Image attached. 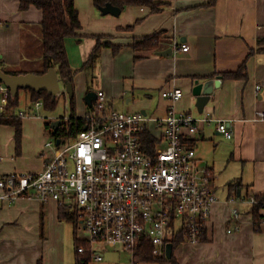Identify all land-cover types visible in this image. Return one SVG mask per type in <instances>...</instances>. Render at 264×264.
I'll return each instance as SVG.
<instances>
[{"label":"crops","instance_id":"crops-1","mask_svg":"<svg viewBox=\"0 0 264 264\" xmlns=\"http://www.w3.org/2000/svg\"><path fill=\"white\" fill-rule=\"evenodd\" d=\"M74 1L82 30L78 37L66 40L70 64L74 70L81 69L98 37L117 46V53L102 48L93 84L95 91L107 94L114 108L123 100L132 112L144 111L156 119L165 118L171 107L198 116L196 82H220L204 112L226 121L234 138L220 134L217 122L201 124L192 136L197 164L212 173L219 201L203 240L183 242L172 255L179 264H264V208L256 224L253 204L248 202L252 196L264 197V121L254 120L257 111H264V54L258 52L264 49L259 42L264 39V0H165L162 11L132 6L120 16L104 15L94 0ZM20 4L21 0H0V60L9 72L41 74L45 70L43 11L36 6L21 10ZM155 34L160 37L155 53L135 50L136 39ZM184 44L188 52L159 54ZM244 63L245 78L222 76L238 72ZM74 85L77 115L85 118L90 113L88 74L80 71ZM172 88L184 91L177 103L161 95ZM65 89L62 83L61 93ZM19 96L15 115H21L23 123L20 147L15 127L0 123V176L43 171L48 124L59 118L47 120L50 111L44 108L37 112L30 91L20 90ZM6 107L0 94V116ZM162 132L156 123L149 125L157 147L165 145ZM234 184L238 187L231 189ZM232 197L238 202L230 204ZM234 208L239 209V218L234 217ZM237 225L240 231L228 232ZM83 238L77 233L78 240ZM75 239L73 225L61 217L55 202L20 200L0 208V264H75ZM104 261L96 264H107Z\"/></svg>","mask_w":264,"mask_h":264},{"label":"built area","instance_id":"built-area-1","mask_svg":"<svg viewBox=\"0 0 264 264\" xmlns=\"http://www.w3.org/2000/svg\"><path fill=\"white\" fill-rule=\"evenodd\" d=\"M188 45H175L173 53L188 52ZM261 87L257 86V91ZM0 94L6 104L9 88L0 82ZM61 94V93H60ZM94 106L85 118L87 128L75 139L54 134L45 144V169L41 172H15L0 176V208L20 200L55 202L77 219L78 234L89 247L80 246L82 255L90 253L95 263L104 261L108 248H124L136 262L138 248L148 241L153 254L166 256L170 239L185 231V242L199 243L207 228L213 207L219 199L212 186V173L197 164L192 136L201 124L218 123V131L232 140L234 133L226 121L204 112L195 116L174 107L163 119L146 113L126 112L113 107L104 91H98ZM162 97L177 103L184 97L181 88L162 92ZM43 101L35 103L38 112ZM59 132L69 133V117H59ZM255 121H264V111H257ZM156 123L163 130L164 146L149 154L144 134ZM58 132V133H59ZM61 139L58 145L57 140ZM68 140L69 144H64ZM237 197L228 200L238 202ZM247 201V200H244ZM248 202H257L254 196ZM235 218L240 217L234 208ZM241 226L229 229L240 231Z\"/></svg>","mask_w":264,"mask_h":264},{"label":"trees","instance_id":"trees-1","mask_svg":"<svg viewBox=\"0 0 264 264\" xmlns=\"http://www.w3.org/2000/svg\"><path fill=\"white\" fill-rule=\"evenodd\" d=\"M215 1V0H214ZM95 5L98 9L105 7L107 4H112L116 7H119L125 10L128 7H149L153 12L162 11L163 8L167 5L165 0H94ZM210 4H213L210 3ZM30 6H36L43 11V21L41 23L42 29V44H43V61L45 64V70L41 74H45L50 68L54 67L57 70L59 78L63 81L70 82L73 87L75 76L80 71H85L88 74L89 80V89L90 92H95V87L93 84L96 79V69L99 64V58L101 50L104 47L113 48L114 52H118L119 48L112 45L111 43L102 42V37H98V42L89 58L79 70H74L70 64V60L67 54L66 40L71 37H78L82 30V24L79 18L78 10L75 7L74 0H21L20 8L21 10H27ZM160 42L159 35L155 34L149 38L136 39L133 47L136 51H151L156 52ZM260 44H264V39L259 40ZM261 54H264V49L258 51ZM255 53L252 51L250 56ZM143 56H136V59H140ZM0 69L11 75H18L17 73L9 72L3 66L2 61L0 60ZM247 66L244 63L238 72L234 73H224L222 76L225 79H238L245 78ZM1 82V81H0ZM31 93V104L35 105L38 101H43V108L47 111L54 112L57 106V98L53 99L46 91H33L31 89H26ZM74 97L71 98L70 109L71 113L68 120L69 133L59 132L56 135L61 137H66L69 139H75L78 134L85 129L88 125L86 118L78 117L77 115V103ZM90 110L94 106V99L88 101ZM20 107V96L19 93L16 96H13L10 92V97L7 102V107L1 113L0 123L12 125L16 129V138L18 140V145L20 147L21 137H22V117L21 115H15V111ZM50 127V124H48ZM144 142L148 149L149 154L154 155L156 152L157 141L151 136L149 131L144 134ZM231 189H236L237 184L231 185ZM257 202L252 206V214L255 220V223H259L261 220L260 211L264 208V197L255 196ZM61 217L67 222L71 223L74 227L76 239L75 247L78 252L80 246L89 247V244L84 240L77 239V219L74 215L68 214L65 210L61 209ZM203 230L201 241L205 234ZM175 250L181 243L185 242V231L180 230L177 235L170 239ZM78 254V264H91L92 257L88 252L84 255ZM136 262L139 264L142 263H160V264H179L176 258L172 255L171 258L166 256L157 257L153 254V245L146 241L141 245L136 253Z\"/></svg>","mask_w":264,"mask_h":264},{"label":"water","instance_id":"water-1","mask_svg":"<svg viewBox=\"0 0 264 264\" xmlns=\"http://www.w3.org/2000/svg\"><path fill=\"white\" fill-rule=\"evenodd\" d=\"M104 15L120 16L122 9L112 4H107L101 8ZM162 56H170L173 54V49L163 51L159 53ZM0 81L4 83L10 90L13 96H16L20 90L31 89L33 91H46L49 95L56 99L62 90V83H64L65 91L69 94L70 98L74 97L75 89L73 85L68 81H63L59 78L57 70L52 67L45 74H21L11 75L0 69ZM220 87V82L217 80H209L206 82L197 81L193 89V94L196 97V107L200 114H203L206 106L211 101L212 95L216 89ZM96 93L90 92L87 95V102L91 99H96ZM143 113H145L143 111ZM63 124L62 119L52 121L50 126L54 130V134L59 132L60 127ZM87 127H85L86 129ZM61 143V139L57 140V144ZM173 247L170 250V258L172 257ZM84 264V263H83Z\"/></svg>","mask_w":264,"mask_h":264},{"label":"rangeland","instance_id":"rangeland-1","mask_svg":"<svg viewBox=\"0 0 264 264\" xmlns=\"http://www.w3.org/2000/svg\"><path fill=\"white\" fill-rule=\"evenodd\" d=\"M96 88V85H95ZM66 92V91H65ZM76 94V92H75ZM79 96V95H78ZM75 99H76V103L78 101V97L75 95ZM84 98V97H83ZM70 102H71V98L69 96V94L66 93H61L58 98H57V106L54 112H49L47 114V120H50L51 117L57 116V117H69L70 113H71V109H70ZM115 108L117 110H121V111H126V112H132L131 110H129L127 107L124 106V101L123 100H119L116 102ZM139 111V110H138ZM138 111H134V112H138ZM51 127V126H50ZM49 127V128H50ZM47 135H51V132H48ZM51 139L46 138L45 144L47 142H50ZM70 142H72L70 140ZM68 140H66V142L64 144H69L70 143ZM44 151L47 154H51V150L49 148L44 147ZM83 236L86 237V235L80 234L79 236ZM172 244L169 243L167 246V250H166V257L170 258V250L172 248ZM77 251L76 247H73V251ZM74 251V252H75ZM105 261L107 264H114V263H119V264H130L131 260H132V254L129 253L128 251H126L124 248L121 247H117V248H108L107 251H105ZM78 263V257L76 258L75 264ZM91 264H96L94 261L91 262Z\"/></svg>","mask_w":264,"mask_h":264}]
</instances>
